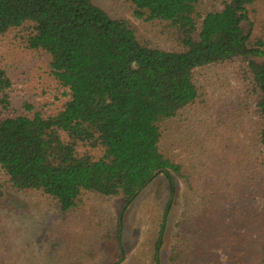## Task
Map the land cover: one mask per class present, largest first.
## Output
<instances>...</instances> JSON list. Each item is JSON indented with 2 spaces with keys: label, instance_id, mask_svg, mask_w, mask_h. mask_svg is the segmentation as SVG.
Wrapping results in <instances>:
<instances>
[{
  "label": "trees",
  "instance_id": "1",
  "mask_svg": "<svg viewBox=\"0 0 264 264\" xmlns=\"http://www.w3.org/2000/svg\"><path fill=\"white\" fill-rule=\"evenodd\" d=\"M122 1L172 48L150 45L94 0H0V38L17 31L28 50L46 55L52 88L44 94L59 103L52 113L31 105L17 112L14 82L0 66V197L21 198L49 229L30 264H89L113 241L116 225L93 210L86 216V199L122 201V222L143 189L166 192L167 203L150 257L134 264H164L167 244V264H224L223 257L225 264H264V231L260 238L251 229L264 215L259 0ZM226 64L237 89L227 95L228 84L219 94L224 115L195 120L202 126L193 121L177 140L202 98L195 71ZM248 106L256 125L244 147L238 112ZM178 182L181 212L171 227Z\"/></svg>",
  "mask_w": 264,
  "mask_h": 264
},
{
  "label": "rangeland",
  "instance_id": "2",
  "mask_svg": "<svg viewBox=\"0 0 264 264\" xmlns=\"http://www.w3.org/2000/svg\"><path fill=\"white\" fill-rule=\"evenodd\" d=\"M94 1L112 17L129 21L137 33L145 38L150 45L164 50L172 48L168 41L156 37L142 21L133 16L129 4L122 0ZM257 6V21L263 23L264 0H259ZM17 34V31H13L0 38V66L6 68L14 82L11 90L12 108L19 112L23 111L27 105H31V108L39 107L47 113H52L59 103L53 102L49 95L51 91L44 94L48 88H52V83L47 79L49 72L47 57L43 53L28 50ZM234 72V67L228 64L208 66L195 71L194 81L202 93V98L193 110L185 114L189 117V120L184 124L186 133L179 138L177 136V140H185L188 137L189 126L191 127L193 121L198 119L210 122L219 112L224 115L217 108L220 101L221 104L225 101L219 94L223 90H227L228 84L231 85V88L227 90V95L232 89H237L232 77ZM42 104L46 106L43 108ZM238 113L242 114L240 130H244L238 134L240 144L248 147L251 140L248 139V135L252 132L251 128L256 125L255 120L249 113V106ZM195 123L202 126L199 124L200 122L195 121ZM249 160L247 159V161ZM240 181L244 182L241 178ZM176 186L177 192L173 196L174 211L170 212L168 217L171 227L174 226L181 212L182 187L179 182ZM166 196V192L161 193L158 197L152 190H141L130 202L128 212L122 218V222L119 217L122 201L103 202L92 197L87 198L84 209L86 216L91 215L90 210H93L97 215H100L99 219H102V216L107 217L108 220L113 218L116 225V236L113 241H110L105 249L99 251L95 260L89 261V264H116L117 262H119L118 264H134L141 259L150 257L148 243L160 229L167 203ZM42 217H45L42 212L24 204L21 198L10 194H3L0 197V232H4L3 239H0V254L6 259V264H30L44 251L49 229ZM263 222L264 215L257 224L251 226L254 235L261 231L260 238L263 236L264 227L260 226L259 230L258 226ZM88 225L90 223H87ZM118 242H121L126 248L125 253L121 252ZM8 244L10 247L7 249ZM161 255L164 264H167L168 244L162 249ZM221 261L225 264L226 260L223 257ZM144 263L147 264L148 261Z\"/></svg>",
  "mask_w": 264,
  "mask_h": 264
},
{
  "label": "water",
  "instance_id": "3",
  "mask_svg": "<svg viewBox=\"0 0 264 264\" xmlns=\"http://www.w3.org/2000/svg\"><path fill=\"white\" fill-rule=\"evenodd\" d=\"M139 192H137L136 194H138Z\"/></svg>",
  "mask_w": 264,
  "mask_h": 264
}]
</instances>
